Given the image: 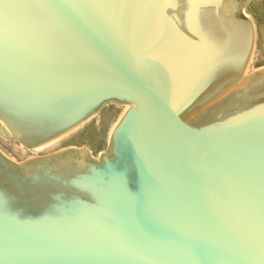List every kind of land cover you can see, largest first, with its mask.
Masks as SVG:
<instances>
[{"label":"water","instance_id":"obj_1","mask_svg":"<svg viewBox=\"0 0 264 264\" xmlns=\"http://www.w3.org/2000/svg\"><path fill=\"white\" fill-rule=\"evenodd\" d=\"M11 5L5 9L4 5ZM263 0H0V134L127 105L108 153H0V264H264Z\"/></svg>","mask_w":264,"mask_h":264},{"label":"rangeland","instance_id":"obj_2","mask_svg":"<svg viewBox=\"0 0 264 264\" xmlns=\"http://www.w3.org/2000/svg\"><path fill=\"white\" fill-rule=\"evenodd\" d=\"M264 1V0H263ZM247 5L242 6L239 13L251 20L250 15L243 12ZM254 28V45L251 52V59L248 61L246 74L264 69V65L252 68L253 63L258 55V50H255V27ZM122 110V105L115 103L106 104L101 107L94 115L86 119L84 122L66 132L63 137L55 143L40 149L38 151H29L14 140H7L0 137V153L14 163H21L30 158H41L55 153L73 149L76 152H83V155L89 160L98 161L101 154L108 153L107 132L111 124L116 120Z\"/></svg>","mask_w":264,"mask_h":264},{"label":"bare ground","instance_id":"obj_3","mask_svg":"<svg viewBox=\"0 0 264 264\" xmlns=\"http://www.w3.org/2000/svg\"><path fill=\"white\" fill-rule=\"evenodd\" d=\"M251 55V54H250ZM250 59H251V56L249 57V60L248 61H250ZM247 65H248V63H247ZM247 65H246V67H245V70H244V72H243V77L245 78L248 74H246V69H247ZM259 70H262V68L261 69H258V71ZM256 72V71H255ZM254 73V72H253ZM251 74V73H250ZM128 108V106L127 105H122V110H121V112L119 113V115H118V117L116 118V120L111 124V126H110V128L108 129V132H107V140H109V138H110V135H111V132H112V130H113V128H114V126L116 125V123H117V121L120 119V117L122 116V114L126 111V109ZM66 134V133H65ZM65 134H62V135H60V136H58V137H56V138H54V139H52V140H50V141H48V142H46V143H44V144H42V145H39V146H36V147H34V148H30V149H28L29 151H38V150H40V149H43V148H45V147H47V146H49V145H51V144H53V143H55L57 140H59L61 137H63V135H65ZM0 137H2V135L0 134ZM3 138V137H2ZM4 139V138H3ZM7 140H11V139H7ZM20 144V143H19ZM21 145V144H20ZM25 148V147H24ZM79 154H81V155H83V152H81V151H79L78 152Z\"/></svg>","mask_w":264,"mask_h":264},{"label":"snow or ice","instance_id":"obj_4","mask_svg":"<svg viewBox=\"0 0 264 264\" xmlns=\"http://www.w3.org/2000/svg\"><path fill=\"white\" fill-rule=\"evenodd\" d=\"M4 7H5V9H7V8L11 7V5L5 4Z\"/></svg>","mask_w":264,"mask_h":264}]
</instances>
